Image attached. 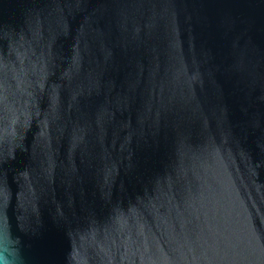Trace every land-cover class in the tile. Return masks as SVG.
Instances as JSON below:
<instances>
[{
    "label": "water",
    "instance_id": "1",
    "mask_svg": "<svg viewBox=\"0 0 264 264\" xmlns=\"http://www.w3.org/2000/svg\"><path fill=\"white\" fill-rule=\"evenodd\" d=\"M0 264H264V0H0Z\"/></svg>",
    "mask_w": 264,
    "mask_h": 264
}]
</instances>
